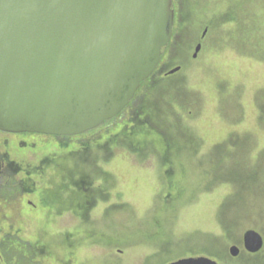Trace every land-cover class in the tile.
<instances>
[{
    "label": "rangeland",
    "instance_id": "1",
    "mask_svg": "<svg viewBox=\"0 0 264 264\" xmlns=\"http://www.w3.org/2000/svg\"><path fill=\"white\" fill-rule=\"evenodd\" d=\"M173 4L169 47L127 112L9 138V173L33 191L0 202V247L17 237L32 264H264V0Z\"/></svg>",
    "mask_w": 264,
    "mask_h": 264
},
{
    "label": "water",
    "instance_id": "2",
    "mask_svg": "<svg viewBox=\"0 0 264 264\" xmlns=\"http://www.w3.org/2000/svg\"><path fill=\"white\" fill-rule=\"evenodd\" d=\"M174 22L173 0H0V131L72 137L113 120L161 63ZM244 247L258 253L263 239L248 231Z\"/></svg>",
    "mask_w": 264,
    "mask_h": 264
},
{
    "label": "trees",
    "instance_id": "3",
    "mask_svg": "<svg viewBox=\"0 0 264 264\" xmlns=\"http://www.w3.org/2000/svg\"><path fill=\"white\" fill-rule=\"evenodd\" d=\"M154 76H155V73L151 78H153ZM148 81L144 82L141 85L140 90L143 89L142 88L143 85L148 83ZM136 97L133 100V102L130 104L129 108L133 107L132 105L137 102ZM128 109L126 110V112L128 111ZM104 130H107V129H104ZM18 181L19 180L15 178V176H12V175H10L7 178H3L2 185L0 187V198L4 199V201H6L7 199H8L7 201H9V199L22 198L24 194H27V192L28 194L32 193L33 191L32 189H29V190L26 189L27 190L26 191L23 185L19 184ZM33 251H35L34 247L32 249H28L27 251H25L22 243L17 237H10L6 239L5 242H3L0 247V259L3 264H32L33 261L31 262V258L34 259Z\"/></svg>",
    "mask_w": 264,
    "mask_h": 264
},
{
    "label": "flooded vegetation",
    "instance_id": "4",
    "mask_svg": "<svg viewBox=\"0 0 264 264\" xmlns=\"http://www.w3.org/2000/svg\"><path fill=\"white\" fill-rule=\"evenodd\" d=\"M12 136H17L16 134H9L3 131H0V187L2 185L3 178L9 177L11 174L9 170L11 168V158H10V142L9 138ZM7 137V138H6ZM3 202L4 199L0 198V202Z\"/></svg>",
    "mask_w": 264,
    "mask_h": 264
}]
</instances>
